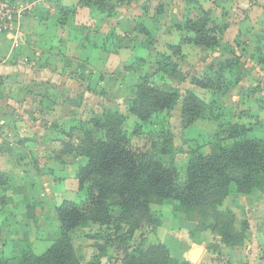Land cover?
Wrapping results in <instances>:
<instances>
[{
  "label": "rangeland",
  "instance_id": "374dc122",
  "mask_svg": "<svg viewBox=\"0 0 264 264\" xmlns=\"http://www.w3.org/2000/svg\"><path fill=\"white\" fill-rule=\"evenodd\" d=\"M105 1L96 16L88 9L94 5L85 6L76 16L69 15L76 23L64 30L49 23L48 34L55 33L56 45L43 54L53 56L51 60L37 56L33 47L15 49L9 43L4 52L0 50V87L7 90L0 99V151L6 152L4 158L0 156V164L14 169L0 177V195L21 194L19 203L3 206L0 211V264L17 263L26 243L36 254L44 251L57 237L55 207L63 200L80 202L85 198L89 184L80 188L77 180L74 190L64 179L75 176L87 158L68 152L70 144L65 146L64 142L75 145L87 131L95 138H104L107 129L98 122L107 110L124 116L120 127L134 148L155 151L164 164L174 165L180 174L193 156L207 154L220 144L229 124L246 126L251 138L264 133V63L258 62L254 51L256 43L264 52V42L251 37V45L240 36L230 39L222 32L219 51L185 43L174 24L179 23L178 18L170 16L174 9L182 18L193 8L192 0ZM202 1L205 6L212 4L216 18L226 15L223 0ZM135 6H140L141 14L132 9ZM223 18L217 22L224 23ZM142 24L147 26V34L141 30ZM161 24L168 29L162 31ZM84 40L89 44L86 60L77 57L73 49L77 41ZM178 44L180 51L174 53L171 46ZM232 53L239 55L241 73H218V68L210 72V66H218L222 57ZM78 73L86 78L79 79ZM203 75L212 79L214 87L191 83L193 77ZM145 80L177 93L178 101L170 112H154L140 119L127 110L135 90ZM188 92L211 107V119H197L184 126L181 106ZM169 138L170 153L160 154L161 150L152 146ZM47 162L54 169L50 176L42 169ZM220 208L233 213L236 231L244 230L241 245H224L219 234L205 227L210 218L202 219L200 214L192 217L172 201L152 202L151 221L142 215L131 217V222L139 219V224L126 245L145 249L162 242L173 258L192 264H264V194H231ZM152 221H159V225ZM130 225L123 227L127 230ZM110 234L94 223L74 229L72 241L80 264H99L94 256L100 248L105 251L100 253V264H121L120 245Z\"/></svg>",
  "mask_w": 264,
  "mask_h": 264
},
{
  "label": "trees",
  "instance_id": "16d2710c",
  "mask_svg": "<svg viewBox=\"0 0 264 264\" xmlns=\"http://www.w3.org/2000/svg\"><path fill=\"white\" fill-rule=\"evenodd\" d=\"M116 1L128 4L138 0ZM192 1L193 8L184 13L180 23H174L181 34L184 31L192 33V36L183 34L182 41L219 51L220 34L226 24L215 22L208 9H204L198 0ZM105 3V0H79L82 6L95 5L101 10ZM59 11L60 23H64L75 9L63 6ZM141 30L148 33L144 24ZM258 40L263 43L264 37L259 36ZM180 46L172 45L171 48L175 53L180 51ZM254 51L258 62L264 63L261 44L255 43ZM239 64V55L232 53L218 66H210V72L218 68V73H241ZM191 83L202 88L214 87L212 79L206 75L193 77ZM177 101L176 92L159 89L153 82L145 80L135 90L127 110L140 119H147L154 112H170ZM181 117L187 127L197 119H211V107L188 92L182 99ZM123 118L121 113L107 110L103 120L98 122L107 129L104 138H95L91 131H87L75 145L64 142L65 146L70 144L68 152L87 158L76 172L80 188L89 184L85 198L80 202L63 200L59 203L55 207L59 220L56 239L39 255L32 251L30 244H24L21 259L14 264H80L72 232L90 223L110 230L109 236L121 248V264H192L188 260L173 258L162 242L151 243L145 249L126 245L127 237L139 224V219L131 222L130 218L137 214L151 221L149 206L152 202L172 201L192 217L200 214L202 219L210 218L205 227L219 234L226 246L235 247L243 243L244 230L236 231L232 224L233 213L222 210L220 206L231 194H250L253 191L264 194V133L261 137L251 138L247 136L249 129L246 126L229 124L220 144L207 154L193 156L185 172L180 174L174 165L164 164L155 151L134 148L120 127ZM167 145H172L170 138L152 144L154 149L161 150L160 154L171 152ZM68 152L64 150V153ZM3 175L1 173L0 177ZM127 223L131 225L125 230L123 224ZM152 223L159 225V221ZM100 250L104 254V248ZM100 253L94 256L99 264Z\"/></svg>",
  "mask_w": 264,
  "mask_h": 264
},
{
  "label": "crops",
  "instance_id": "0c3cea01",
  "mask_svg": "<svg viewBox=\"0 0 264 264\" xmlns=\"http://www.w3.org/2000/svg\"><path fill=\"white\" fill-rule=\"evenodd\" d=\"M7 1L21 6L23 8V11L20 18L18 19L15 28L11 32H0V50L3 51L2 49H4L5 51L7 45L11 43L14 45L15 49H20L21 47L23 48L33 47L34 49L36 48V51L34 53L39 57L46 56L43 54V52H45L46 49H50L51 47L54 48V46L56 45L55 43L56 41H54V37H53L55 33L48 34V28L50 27L49 24L50 22H52V24L56 29L61 28V30H64V28L67 26L70 27V24L72 23H76L73 21V19H71V16H69L70 17L69 20L67 18L64 23H60V11H59L60 7L66 6V7L74 8L75 12L72 14V16H76L77 13H79L82 8L85 9V6L79 4V0H7ZM198 1L202 4L203 8H206L210 11L211 19H213L215 22H217L218 19H222L223 16L226 17L225 20L223 18L224 23L226 24L223 34L226 37L230 39L231 38L235 39L237 36H240L242 40H245L247 41V43L252 45L251 40H249L251 39V37L258 38L259 36H264L262 35V31L264 29V0H227L226 4H225L226 0H223L224 1L223 5H226V9H224L226 15L222 14V16L218 18H216L215 15L216 13L214 11V8L211 7L212 4L210 2L205 6L204 1L202 0H198ZM134 2L135 1L130 2L128 4ZM228 3L231 4L229 7L227 5ZM133 8H135L136 11L139 10L140 14L142 13V9L140 8V6L132 7V9ZM88 9L91 12H94L95 16L96 14L101 12L98 9V7L95 5L90 8L88 7ZM174 11L175 10L173 9V13H171L170 19L174 20L178 18L177 21L180 23L182 18L179 17L178 14L175 15ZM72 28L73 27H71V29ZM160 29L162 31H165V29H168V26L161 24ZM182 34H185L187 36H192V33L187 31L182 32ZM70 40H74V39L72 38ZM70 40L68 41V43L70 42ZM96 44L97 46L100 45L98 42ZM88 46L89 44L85 40L81 42L77 41L75 43V46L73 47V49L77 53V57L79 58L85 57L83 60H86V56H88L87 55ZM62 52H65V49ZM219 54L221 55L222 53L220 52ZM48 57L51 60L53 56L50 55L46 56V58ZM222 58L226 59L228 57L225 56ZM78 75H80L79 79L86 78V75L84 73H78ZM5 93H7V90L4 91V89L0 87V99L5 95ZM3 151H4L3 149L0 151V156H3L4 158V154L6 152ZM49 164H51V162H47L46 164H43L42 166L44 167L42 169L43 170L47 169L46 173L49 174L50 176V174L53 173L54 169L53 167H49ZM1 165L2 164H0V174L3 172L14 171V169L8 170L10 168V165L5 167L8 171L2 168ZM59 168H63V167L61 166ZM64 180H66L67 183L70 182L69 185H67L69 188L72 187L73 182H77L76 175L75 176L68 175L67 177H65ZM46 181L49 183V179H47ZM4 188L6 189L4 192H6L8 187L5 186ZM1 194H5V193H1ZM12 194H13L12 196H7V197H5L4 195H0V211L2 210L3 206H6L8 204L14 206V203L16 204L20 202L19 201L20 199H18V197L19 196L21 197V194L16 191H13ZM3 199H5L6 202ZM18 238H20V236H18ZM44 251H42L41 253H43ZM41 253H38L37 255Z\"/></svg>",
  "mask_w": 264,
  "mask_h": 264
},
{
  "label": "built area",
  "instance_id": "2783aa9c",
  "mask_svg": "<svg viewBox=\"0 0 264 264\" xmlns=\"http://www.w3.org/2000/svg\"><path fill=\"white\" fill-rule=\"evenodd\" d=\"M23 8L7 0H0V30L11 32L22 14Z\"/></svg>",
  "mask_w": 264,
  "mask_h": 264
},
{
  "label": "water",
  "instance_id": "95a60500",
  "mask_svg": "<svg viewBox=\"0 0 264 264\" xmlns=\"http://www.w3.org/2000/svg\"><path fill=\"white\" fill-rule=\"evenodd\" d=\"M194 257H197V254H196V255H194Z\"/></svg>",
  "mask_w": 264,
  "mask_h": 264
}]
</instances>
